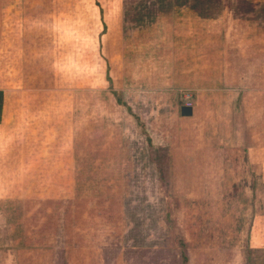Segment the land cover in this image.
Returning <instances> with one entry per match:
<instances>
[{"label": "rangeland", "instance_id": "obj_1", "mask_svg": "<svg viewBox=\"0 0 264 264\" xmlns=\"http://www.w3.org/2000/svg\"><path fill=\"white\" fill-rule=\"evenodd\" d=\"M258 50L264 0H0V264H264L221 102Z\"/></svg>", "mask_w": 264, "mask_h": 264}, {"label": "crops", "instance_id": "obj_2", "mask_svg": "<svg viewBox=\"0 0 264 264\" xmlns=\"http://www.w3.org/2000/svg\"><path fill=\"white\" fill-rule=\"evenodd\" d=\"M241 53L247 61H232L230 66L242 70L240 75L238 73L230 76L231 81L237 79L238 85L234 87L223 85V91L227 95L221 102L225 106L231 105L233 111L229 113L226 108L225 118L234 113V119L224 120V137L227 139V149L231 150L230 154H237L243 159L244 168L249 179L252 180V185L264 192V52L260 50L252 53L236 52V57ZM262 199L260 197L256 201ZM262 235H264V210L256 207L246 230L248 248L264 250ZM17 262L19 259L15 263Z\"/></svg>", "mask_w": 264, "mask_h": 264}, {"label": "built area", "instance_id": "obj_3", "mask_svg": "<svg viewBox=\"0 0 264 264\" xmlns=\"http://www.w3.org/2000/svg\"><path fill=\"white\" fill-rule=\"evenodd\" d=\"M181 106H190L192 107L193 104V100H192V96L187 92V91H183L181 94Z\"/></svg>", "mask_w": 264, "mask_h": 264}, {"label": "water", "instance_id": "obj_4", "mask_svg": "<svg viewBox=\"0 0 264 264\" xmlns=\"http://www.w3.org/2000/svg\"><path fill=\"white\" fill-rule=\"evenodd\" d=\"M178 113L181 117H190L192 115V107L179 106Z\"/></svg>", "mask_w": 264, "mask_h": 264}, {"label": "trees", "instance_id": "obj_5", "mask_svg": "<svg viewBox=\"0 0 264 264\" xmlns=\"http://www.w3.org/2000/svg\"><path fill=\"white\" fill-rule=\"evenodd\" d=\"M2 106H3V93L0 91V120L2 116Z\"/></svg>", "mask_w": 264, "mask_h": 264}]
</instances>
